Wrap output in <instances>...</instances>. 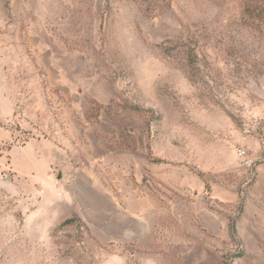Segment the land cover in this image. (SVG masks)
<instances>
[{
  "label": "rangeland",
  "instance_id": "rangeland-1",
  "mask_svg": "<svg viewBox=\"0 0 264 264\" xmlns=\"http://www.w3.org/2000/svg\"><path fill=\"white\" fill-rule=\"evenodd\" d=\"M0 264H264V0H0Z\"/></svg>",
  "mask_w": 264,
  "mask_h": 264
},
{
  "label": "built area",
  "instance_id": "built-area-1",
  "mask_svg": "<svg viewBox=\"0 0 264 264\" xmlns=\"http://www.w3.org/2000/svg\"><path fill=\"white\" fill-rule=\"evenodd\" d=\"M237 158L241 161L243 165H248V160L246 158L245 150L239 149L236 153Z\"/></svg>",
  "mask_w": 264,
  "mask_h": 264
},
{
  "label": "water",
  "instance_id": "water-1",
  "mask_svg": "<svg viewBox=\"0 0 264 264\" xmlns=\"http://www.w3.org/2000/svg\"><path fill=\"white\" fill-rule=\"evenodd\" d=\"M57 179H60V175H58Z\"/></svg>",
  "mask_w": 264,
  "mask_h": 264
}]
</instances>
